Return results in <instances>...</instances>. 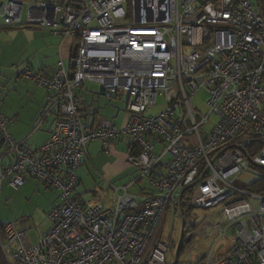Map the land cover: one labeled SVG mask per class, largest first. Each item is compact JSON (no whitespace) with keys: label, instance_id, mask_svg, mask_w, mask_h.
Listing matches in <instances>:
<instances>
[{"label":"built area","instance_id":"2783aa9c","mask_svg":"<svg viewBox=\"0 0 264 264\" xmlns=\"http://www.w3.org/2000/svg\"><path fill=\"white\" fill-rule=\"evenodd\" d=\"M0 23L75 40L68 68L59 58L49 72L17 71L55 96L47 142L15 141L0 114V143L12 158L0 161V185L18 190L30 177L58 193L35 243L20 222L2 227L9 264H264V193L235 184L244 171L264 182V0H2ZM86 83L107 100L127 98L119 128L104 117L86 127L75 94ZM198 91L206 112L192 106ZM159 97L163 111L153 115ZM117 139L127 141L135 175L109 184L112 206L85 205L75 190L87 148L100 141L108 151ZM192 208L214 214L196 230L184 225L181 243L193 231L214 241L195 262L178 263L176 252L168 262L171 241L157 239L165 215L179 212L184 222ZM221 239L229 245L216 254Z\"/></svg>","mask_w":264,"mask_h":264},{"label":"crops","instance_id":"0c3cea01","mask_svg":"<svg viewBox=\"0 0 264 264\" xmlns=\"http://www.w3.org/2000/svg\"><path fill=\"white\" fill-rule=\"evenodd\" d=\"M58 37L38 28L0 26V114L11 120L8 125L10 136L17 142H25L30 149L40 148L49 139L57 118V105L53 94L38 89L33 83L19 78L17 71L23 67L35 71H48L59 58L63 61L67 59L69 65L75 40L71 37ZM1 90L4 91V95ZM12 92L14 99L6 103ZM75 94L83 100V122L87 128L96 126L102 117L119 128L127 118L125 112L127 98L125 96L109 100L101 105L100 86L96 91L86 90L83 86L76 90ZM121 113L122 123L116 124L115 121ZM128 147L124 139L112 141L108 151L103 150L100 141H93L89 144L87 155L77 170L78 185L75 190L76 196L85 205H113V192L109 184L118 186L127 184L135 175V169L127 164ZM2 150L0 143V161L10 163L11 156L5 155ZM37 182L38 180L34 181L33 178L26 177L24 185L17 191V194L38 192L44 196L53 190L43 184L41 188ZM9 190L6 184L0 185V208L2 202L5 203L9 198ZM140 190L138 187L130 188L133 194H138ZM52 193L54 194L53 201H56L58 193ZM83 193L89 196L83 197ZM52 203L46 209L47 212L58 202ZM16 222H20V225L27 230L26 220L21 219L12 223Z\"/></svg>","mask_w":264,"mask_h":264},{"label":"rangeland","instance_id":"374dc122","mask_svg":"<svg viewBox=\"0 0 264 264\" xmlns=\"http://www.w3.org/2000/svg\"><path fill=\"white\" fill-rule=\"evenodd\" d=\"M0 26H1V23H0ZM28 28L34 29L37 27H28ZM58 38H61V37H58ZM64 64L67 68L69 67L67 59H64ZM54 66L51 68V70L54 68ZM84 86L86 90L96 91L98 89V86L93 83H86ZM1 91H2L1 93L4 95V91L3 90ZM11 99H14L13 92L10 94L6 103L10 102ZM205 99H206L205 92L198 91L191 100L192 106L202 112H206V107L204 104ZM107 101L109 100H107L104 97L100 98L101 105L103 103H106ZM123 103H125V100H123ZM0 106H1V101H0ZM163 107H164L163 100L161 97H159L158 104L151 110V114L154 115V114L160 113L161 111H163ZM2 113L4 112L2 111ZM122 118H123V115L121 113V116L118 119H116L115 123L121 124ZM216 122H217V118L215 116H211L209 125L207 128L209 129ZM158 150H159V147L155 149V151H158ZM259 179H260L259 175L254 174L250 171H244L240 175V177L235 181V184L236 186L240 188L251 187ZM33 180L37 181L35 179ZM37 183L39 184L40 187L41 186L43 187L40 181H38ZM112 186H118V185L112 184ZM7 187L9 186L7 185ZM146 188H149L147 184H146ZM9 189H10L8 191L9 198L6 200L5 202L6 204L3 202L1 204L0 225L6 226V225L11 224L12 222H15L21 219L26 220L25 226L28 227L26 232L30 240L33 243H35L37 239V235L43 233L49 226V221L47 219L48 212L46 211V209L51 204V202H53L52 204H56L58 202V198L56 199V201L55 200L53 201L54 194L52 192H54L55 194L56 192L54 190H51V192H47V194L44 196L38 192H29V193L25 192L23 193L24 195H20V194H17V191H19L20 189L14 190L11 187H9ZM86 195H87L86 193H83V197H86ZM212 214H214L213 211H204V210L197 209V208L184 210V225L186 227L191 226V229L196 230L201 220L205 218L207 215H212ZM181 231H182V216L180 215V213L178 212L176 216L172 217V214L167 212V214L165 215L164 221L161 225L159 234L157 235V239L161 241H171V249L167 257L168 262L174 261L176 247L180 239ZM193 233L195 235L193 239L191 240V242H189L188 244L183 243V247L177 256L178 263L195 262L200 257H203L204 255H206L208 251L210 250V247L214 241V235H211V234L210 235H206V234L198 235L195 231H193ZM228 245H229V240L221 239L217 245L215 253L216 254L222 253L228 247Z\"/></svg>","mask_w":264,"mask_h":264},{"label":"trees","instance_id":"16d2710c","mask_svg":"<svg viewBox=\"0 0 264 264\" xmlns=\"http://www.w3.org/2000/svg\"><path fill=\"white\" fill-rule=\"evenodd\" d=\"M250 191H253V192H258V193H264V182H255L251 187L248 188ZM2 225H0V231L2 229ZM189 243V242H188ZM187 243V244H188ZM183 247V244L181 243L180 244V247H179V252L181 251ZM0 264H9L4 255L2 254L1 250H0Z\"/></svg>","mask_w":264,"mask_h":264},{"label":"water","instance_id":"95a60500","mask_svg":"<svg viewBox=\"0 0 264 264\" xmlns=\"http://www.w3.org/2000/svg\"><path fill=\"white\" fill-rule=\"evenodd\" d=\"M70 67L73 68V63L72 62H71ZM183 228H184V222L182 221V231H181V234H180L179 242H178L177 247H176V257H177L178 252H179L180 244H181V242L183 240Z\"/></svg>","mask_w":264,"mask_h":264}]
</instances>
